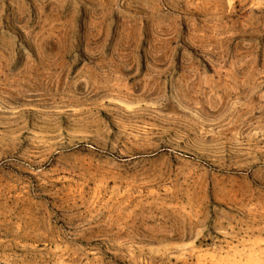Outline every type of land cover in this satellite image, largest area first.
Returning <instances> with one entry per match:
<instances>
[{
	"label": "rangeland",
	"instance_id": "374dc122",
	"mask_svg": "<svg viewBox=\"0 0 264 264\" xmlns=\"http://www.w3.org/2000/svg\"><path fill=\"white\" fill-rule=\"evenodd\" d=\"M0 264H264V0H0Z\"/></svg>",
	"mask_w": 264,
	"mask_h": 264
}]
</instances>
